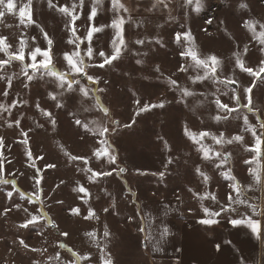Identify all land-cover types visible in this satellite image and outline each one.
<instances>
[{
	"label": "rangeland",
	"instance_id": "374dc122",
	"mask_svg": "<svg viewBox=\"0 0 264 264\" xmlns=\"http://www.w3.org/2000/svg\"><path fill=\"white\" fill-rule=\"evenodd\" d=\"M263 73L264 0H0V264H121L144 203L225 209Z\"/></svg>",
	"mask_w": 264,
	"mask_h": 264
},
{
	"label": "crops",
	"instance_id": "0c3cea01",
	"mask_svg": "<svg viewBox=\"0 0 264 264\" xmlns=\"http://www.w3.org/2000/svg\"><path fill=\"white\" fill-rule=\"evenodd\" d=\"M258 136L260 146L264 140V126ZM258 162L257 160L260 168ZM248 173L250 175L249 171ZM224 174L225 180L220 187H225L224 193H227L223 210H218V203L216 209H213L212 206L194 205L195 203L189 205L188 201H182L179 197L160 203L161 214L146 212L150 211L147 203L141 205L143 211L138 216L144 235L138 242H134L135 250L132 246L121 264H134L138 259L141 264H263L264 203L261 206V202L264 201V172L260 169L257 175L251 176L255 178L251 182L254 183L253 186L248 184L249 175H246L245 180H240L234 172L233 175ZM250 194L251 197H257V207L255 203L249 204ZM160 219H164L161 221L163 228L160 237H157L152 230ZM201 219L208 223H197ZM103 262L99 256L87 258L84 255V264Z\"/></svg>",
	"mask_w": 264,
	"mask_h": 264
},
{
	"label": "snow or ice",
	"instance_id": "6c2138e0",
	"mask_svg": "<svg viewBox=\"0 0 264 264\" xmlns=\"http://www.w3.org/2000/svg\"><path fill=\"white\" fill-rule=\"evenodd\" d=\"M197 223H202L203 224V223H208V221L201 219V220H198Z\"/></svg>",
	"mask_w": 264,
	"mask_h": 264
},
{
	"label": "built area",
	"instance_id": "2783aa9c",
	"mask_svg": "<svg viewBox=\"0 0 264 264\" xmlns=\"http://www.w3.org/2000/svg\"><path fill=\"white\" fill-rule=\"evenodd\" d=\"M262 150L264 151V148Z\"/></svg>",
	"mask_w": 264,
	"mask_h": 264
},
{
	"label": "trees",
	"instance_id": "16d2710c",
	"mask_svg": "<svg viewBox=\"0 0 264 264\" xmlns=\"http://www.w3.org/2000/svg\"><path fill=\"white\" fill-rule=\"evenodd\" d=\"M264 74V73H263Z\"/></svg>",
	"mask_w": 264,
	"mask_h": 264
}]
</instances>
